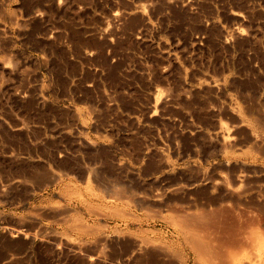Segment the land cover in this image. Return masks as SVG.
<instances>
[{
  "label": "rangeland",
  "instance_id": "rangeland-1",
  "mask_svg": "<svg viewBox=\"0 0 264 264\" xmlns=\"http://www.w3.org/2000/svg\"><path fill=\"white\" fill-rule=\"evenodd\" d=\"M243 263L264 0H0V264Z\"/></svg>",
  "mask_w": 264,
  "mask_h": 264
},
{
  "label": "bare ground",
  "instance_id": "bare-ground-1",
  "mask_svg": "<svg viewBox=\"0 0 264 264\" xmlns=\"http://www.w3.org/2000/svg\"><path fill=\"white\" fill-rule=\"evenodd\" d=\"M123 17H125V16H123ZM115 20H117V19H119V21L121 22V21H123V19H122V15L120 16L119 14H117V15H115ZM234 33H235V35H236V37L237 38H240L242 35H241V33L240 32H235L234 31ZM222 134H223V131H222ZM225 134V133H224ZM218 137V136H217ZM223 143H224V145H226V144H228L227 142H226V140H224L223 141ZM222 143V144H223ZM230 143V142H229ZM232 143V142H231ZM230 143V144H231ZM256 143V142H255ZM260 143L262 144L263 143V140H260ZM233 145V144H232ZM231 145V146H232ZM227 146V145H226ZM229 146V145H228ZM230 147V146H229ZM212 204V203H211ZM255 206V205H254ZM261 206V205H260ZM262 207V206H261ZM216 210V209H215ZM218 212V211H217ZM221 212V211H220ZM220 214V213H219ZM219 214H218V217H219ZM213 215H215V214H213ZM224 215V214H223ZM217 216V215H216ZM226 217H228L227 215H226ZM217 218V217H216ZM222 219V217H219V219ZM229 218H230V216H229ZM228 218V219H229ZM212 219H214V218H212ZM225 219V218H224ZM193 221H197V220H188V219H186V220H184L183 222H182V225H181V228L182 229H179L180 230V233H182L184 236H185V238L187 239V240H191V241H199V237H200V234H201V232H200V227H199V229H196V228H198V227H194L195 225H194V223L195 222H193ZM226 222H227V220H225ZM199 223H201L202 221L200 220V221H198ZM217 222V221H216ZM221 222V221H220ZM223 222V221H222ZM225 222V223H226ZM207 223V222H206ZM218 223V222H217ZM224 223V224H225ZM231 224V223H230ZM226 226V225H225ZM231 226V225H230ZM229 227V226H228ZM227 227V228H228ZM262 227V226H261ZM222 228V227H221ZM221 228H219V231L221 232ZM223 228H225V227H223ZM226 228V229H227ZM231 228V227H230ZM204 229V228H203ZM215 230H217V229H215ZM223 230V229H222ZM229 230H231V229H229ZM229 230H227V232L229 233ZM218 231V232H219ZM224 231L225 230H223V232L222 233H224ZM254 231V230H253ZM214 232V231H213ZM217 232V231H216ZM219 232V233H220ZM226 232V231H225ZM233 233V232H232ZM251 233V232H250ZM249 233V234H250ZM253 233H251V235H252ZM255 234V233H254ZM253 234V235H254ZM227 235V234H226ZM231 235V234H230ZM245 235H247V233H245ZM228 236H229V234H228ZM247 236H250V235H247ZM25 237V236H24ZM203 237V236H202ZM257 237V236H256ZM256 237H254L255 238V242H254V244H252V249L253 250H255L256 252L257 251H259V248L261 247V244L259 243V242H262L261 240H257L256 239ZM258 238H260L261 239V236L259 237L258 236ZM198 239V240H197ZM247 239H248V237H247ZM251 239V238H250ZM250 239H248V242H252V240H254V239H252V240H250ZM200 242H202V241H200ZM199 243V242H198ZM217 244H218V242H217ZM216 244V245H217ZM223 244V243H222ZM221 244V245H222ZM220 246V245H219ZM248 247H249V244H248ZM245 248H247V246L245 247ZM244 248V249H245ZM218 251V250H217ZM236 253H238V252H236ZM252 253V252H251ZM216 255H217V253H216ZM249 255V254H248ZM218 256V255H217ZM232 256H234L233 254H232ZM252 256V255H251ZM251 256H250V258H251ZM231 259V258H230ZM252 259V258H251ZM250 260V259H249ZM220 262V261H219ZM244 264V263H243Z\"/></svg>",
  "mask_w": 264,
  "mask_h": 264
}]
</instances>
